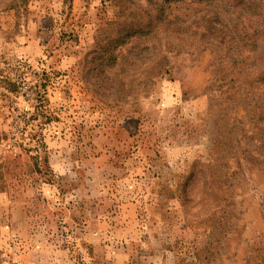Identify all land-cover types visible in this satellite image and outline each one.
Listing matches in <instances>:
<instances>
[{
	"label": "rangeland",
	"instance_id": "1",
	"mask_svg": "<svg viewBox=\"0 0 264 264\" xmlns=\"http://www.w3.org/2000/svg\"><path fill=\"white\" fill-rule=\"evenodd\" d=\"M1 1L0 264H264V131L193 34L229 6L171 0L101 62L150 0Z\"/></svg>",
	"mask_w": 264,
	"mask_h": 264
},
{
	"label": "trees",
	"instance_id": "2",
	"mask_svg": "<svg viewBox=\"0 0 264 264\" xmlns=\"http://www.w3.org/2000/svg\"><path fill=\"white\" fill-rule=\"evenodd\" d=\"M160 1V3H158ZM171 0H150V5H141V14L144 17H133L114 21L110 23L111 27H119L120 33L109 34L104 33V43H99L101 55L98 60L101 62H110L113 59V54L110 52V46L117 48L125 43L130 37L139 34L160 36L163 40L169 33H153L166 31L169 29L170 20L163 17V6ZM200 1V0H197ZM206 2L218 1L219 4L228 5L233 13V19L226 21V24L221 25L222 31L219 33H204V29H199L197 33L196 45L201 51L208 49L212 54V66L216 77L228 75L229 81L225 88L233 98L239 101L248 109L249 114L253 115L254 127L262 134L264 131V0H204ZM0 0V10L13 9L16 7L14 3H5ZM159 4L158 6H156ZM149 6V7H148ZM156 9V12H153ZM162 13V15H160ZM216 21L221 23L220 17L212 13ZM207 18V17H206ZM205 20L204 16L201 17ZM237 19V24L234 20ZM233 20V22H232ZM218 23V24H219ZM219 25V26H220ZM178 35H183L177 33ZM113 35V37H111ZM170 44V43H168ZM98 46V45H97ZM146 52V51H145ZM144 59H130L127 64H135L140 61L137 73H142L145 77L146 73H153L157 76H162L164 65L168 63V51L158 53L156 58L153 53ZM144 56V55H143ZM136 57V56H135ZM98 63V67L103 65ZM137 67V65H134ZM10 87V83H7ZM243 95V99L236 97L238 94ZM260 160V156L256 157ZM264 165V161L259 162ZM261 216L264 220V199L261 198L259 203Z\"/></svg>",
	"mask_w": 264,
	"mask_h": 264
}]
</instances>
